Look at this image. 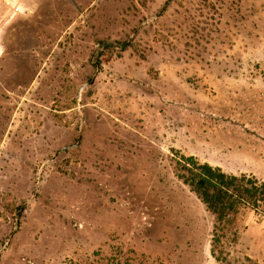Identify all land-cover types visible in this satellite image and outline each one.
<instances>
[{"label":"rangeland","instance_id":"rangeland-1","mask_svg":"<svg viewBox=\"0 0 264 264\" xmlns=\"http://www.w3.org/2000/svg\"><path fill=\"white\" fill-rule=\"evenodd\" d=\"M183 155L264 180V0H0V264H264Z\"/></svg>","mask_w":264,"mask_h":264},{"label":"trees","instance_id":"trees-1","mask_svg":"<svg viewBox=\"0 0 264 264\" xmlns=\"http://www.w3.org/2000/svg\"><path fill=\"white\" fill-rule=\"evenodd\" d=\"M177 170L183 182L215 214V232H224L242 207L264 217V180L255 175L228 173L194 155H183V160L177 161Z\"/></svg>","mask_w":264,"mask_h":264}]
</instances>
